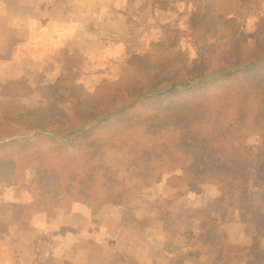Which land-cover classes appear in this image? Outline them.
<instances>
[{
    "label": "rangeland",
    "instance_id": "1",
    "mask_svg": "<svg viewBox=\"0 0 264 264\" xmlns=\"http://www.w3.org/2000/svg\"><path fill=\"white\" fill-rule=\"evenodd\" d=\"M45 2L50 3V7L44 5ZM0 3L16 5L34 13L36 19L40 21L48 10L54 11L55 15L58 16V19L56 18L57 23H55L60 47L67 48L68 46L70 52H73L68 60H63V54H61V58L57 54L62 52V49H56L54 50L56 53H53L49 58L48 55L44 56V53H47V38L50 36L44 40L35 37L30 47L26 50L20 49L17 55H13L20 58L21 64H24L23 72L20 71V68H5L13 71L12 74L16 75V78L22 76L23 79L6 80L0 77V99L7 98L8 101L12 102L13 98L18 103L23 102L28 107L44 104V99H48L50 101L49 108L40 109L38 112H52L58 119L63 110H67L69 107L66 104L67 99L64 94L69 92V84L75 83L77 85L76 93L80 94L78 102H81L83 107L82 110L78 111V123H69L67 124L68 128L60 124L53 131L41 128L9 138L3 135L0 144L23 141L36 135H46L57 144L69 143L79 137L77 134L83 128L97 122H84L83 125H77L81 124L83 120L81 119L85 114L83 110L90 105L95 106V113L99 115V120H102L98 125L107 123L120 113L137 106L138 108L129 113L123 122L107 124L108 126L97 134V138H112L116 142L132 146L142 164L148 161L149 163L153 162L154 167L159 164L160 170L165 173L184 170L181 182L190 185L218 183L222 191L226 189L225 184L228 182L226 167L240 169L248 177V188L253 190L254 178L258 176L260 171L264 170L263 91L253 93L246 108L238 116L240 124L236 123V132L239 142L232 144L236 149L235 153L228 158H220L218 163L212 161L204 165L199 162L198 153L191 150L196 144L195 139L189 132H185L177 126L182 122L179 116L188 115L193 118L194 126L199 129L200 134L214 133V128L210 130V127L214 125L207 117L208 112L210 108L220 106L219 96L228 87L222 84L215 88L188 93L190 89L199 87L204 82H210V80L203 81L194 73L195 66L193 64L200 61L204 49L197 41L191 43L192 38L196 36L195 40H200L205 31H202V27L194 32L193 25H196L201 19L200 24H204L210 33V44L214 42V38H218L217 34L222 32V23H224L222 19L227 22L228 27H236L234 34L238 36V39L232 38L230 42H225V39H222L221 44H227V48L231 46L230 53L227 55L234 61L230 65L236 62L246 66L250 61L248 52L253 46L252 34L255 32L256 24L263 21L264 18V0H162L156 2L145 15L146 21H148L146 24H134L135 30L133 32L126 25L123 29L125 32L119 37L115 36V38L114 35L110 37L106 31L101 36L98 34L100 33L99 29H93L90 34L86 35L84 28H78L79 24L75 21L66 20L68 15L64 14L67 12L70 16L72 8L64 7L63 3H67L62 0H0ZM90 10L95 9L92 7ZM151 12L152 16H150ZM143 26H151L154 29L145 30L142 28ZM77 30H81V35L84 37L81 40L75 36ZM169 30L171 33L167 34V31L170 32ZM212 32L214 33L212 34ZM223 32L226 37V31ZM85 38L87 39L85 40ZM164 41L167 42V48H159L158 44ZM127 42L133 45L134 52L125 57L124 48ZM217 53V50L212 49L205 55L210 58ZM40 58L47 61L43 72L42 69L33 70L32 67L40 65L38 63ZM262 64H264V59H258L253 61V64L248 68L242 67L238 71L250 70ZM73 72L75 73L71 74ZM226 75L227 73H224L218 78ZM59 81L61 84L57 86ZM48 85L54 86V88L43 90ZM155 85L161 86L162 89H155ZM14 86L23 87V89L12 93L10 90ZM108 86L109 88H107ZM184 92H187V95L183 94ZM214 92L215 96H213ZM165 96L169 97L159 100L160 97ZM229 110H232L231 106ZM68 112L72 113V110H68ZM139 118L163 119L167 120V123L164 129L145 135L133 128L131 120ZM230 121H232V116L218 122L223 126V130H228L231 128ZM69 126L77 127L69 130ZM199 132L194 131L195 134ZM83 154L77 153V156L83 158ZM210 156L214 158L213 154ZM199 165L202 167L201 171L206 169L209 175L197 179L204 181L210 179L209 183L200 184L193 179L194 173L200 172ZM204 166L207 167L204 168ZM153 169L150 167L147 171H151L154 175L156 171ZM130 171H118V183L115 188L116 192H113L114 197H117L125 189L124 179L130 174ZM34 177L35 173L29 171L26 173L25 182L21 179L15 184L13 181L7 183V176L0 173V222L12 224L18 222L7 228L12 235H2L8 238L9 243L1 242L4 237L0 238V264H13L16 259H20L22 251L28 255L27 250L30 249L28 247L31 246L35 238L34 234L29 233L22 237V229H25L24 227L39 215L27 216L36 210V204L33 205L34 193L32 188L27 186V184L30 185V181ZM86 187L95 190L94 184L87 185L85 183L76 185L74 190L79 192ZM97 190L99 199H103L104 202L112 200V197L106 195L105 192L108 191H105L103 187ZM68 198L75 200V197L72 196ZM41 201L43 202V200ZM96 203L95 200L94 204ZM19 222L23 224L20 226ZM253 227H256L257 233V226L253 225ZM33 229L34 231L38 229L37 219L33 223ZM49 234L52 235L53 232ZM23 239L26 240L24 249L21 246ZM261 249L264 251V241ZM32 251L34 249L31 248L29 254H32ZM4 254H8L9 258L5 257ZM249 254L244 253L242 256ZM243 264L246 263L243 262Z\"/></svg>",
    "mask_w": 264,
    "mask_h": 264
},
{
    "label": "crops",
    "instance_id": "2",
    "mask_svg": "<svg viewBox=\"0 0 264 264\" xmlns=\"http://www.w3.org/2000/svg\"><path fill=\"white\" fill-rule=\"evenodd\" d=\"M62 1L67 3H63L64 7L72 8L70 16L65 12L66 20L75 21L86 35L99 29L101 36L106 31L115 38L125 32L126 25L133 32L134 24H146L145 15L162 0ZM45 3L50 7V3ZM92 7L95 10H90ZM42 17L40 21L34 13L0 3L1 78L23 79L5 68H20L23 72L24 64L13 55L30 47L35 37L44 40L50 36L44 56L50 58L56 49L67 55L73 53L68 46L60 47L56 36L58 16L54 11L48 10ZM80 31L75 36L81 40L84 37ZM129 43H125V57L134 52ZM38 63L39 66H32L33 70L43 72L47 61L40 58ZM150 167L156 171L154 175L147 171ZM160 169L159 164L154 167L149 161L131 169L119 200L105 203L95 214L69 198L54 211L46 203L38 217L22 229V237L28 233L35 237L28 255L22 251L13 264H237L236 259L228 256V246L249 248L256 227L241 223L228 195L221 206L210 212V203L222 196L218 183L190 185L181 182L184 170L165 173ZM36 219L38 229L34 231ZM1 240L9 243L7 237ZM21 242L24 249L26 240ZM31 248L34 251L29 254ZM7 255L4 254L9 258Z\"/></svg>",
    "mask_w": 264,
    "mask_h": 264
},
{
    "label": "trees",
    "instance_id": "3",
    "mask_svg": "<svg viewBox=\"0 0 264 264\" xmlns=\"http://www.w3.org/2000/svg\"><path fill=\"white\" fill-rule=\"evenodd\" d=\"M262 20L256 24L255 32L252 34L253 46L248 52L250 61L246 66L236 62L230 65L234 61L228 57L231 46L227 48V44H221L222 39H225V42H230L232 38L238 39V36L234 34L236 27H228L227 22L222 19V22H224L222 23V32L217 34L218 38H214L212 44L209 42L210 33L204 24H200L201 19L192 27L194 32L202 27V31H205L200 40H195L196 36L192 38L191 43L197 41L204 49L202 50L200 61L193 64L195 66L194 73L203 81L210 80V82H204L201 86L190 89L188 93L215 88L222 84L228 86L219 96L220 106L218 108H210L208 112L207 117L211 124L214 125L210 127V130L214 128V133L200 134L199 129L194 126L193 118L188 115L179 116L182 122L177 127L189 132L192 138L195 139L196 144L193 147L191 146L193 148L191 150L198 153V160L204 165L212 161L218 163L220 158H228L235 153L236 149H234L235 147L232 144L239 142L238 133L236 132L237 124H240L238 116L246 108L253 93L264 92V64L243 72L238 71L242 67L248 68L255 60L264 59V18ZM223 31H226V37ZM170 33L171 31H167V34ZM158 47L167 48V42L159 43ZM212 49L217 50L218 53L208 58L205 54ZM57 54L60 55L58 56L59 58L63 54V60H68L71 57L61 51ZM232 71L235 72L232 73ZM224 73H227V75L218 78ZM59 84H61V81L57 83V86ZM159 85H155V89H162ZM76 86L75 83L69 84V89L72 91L69 90V92L64 94L67 99L66 104L69 107L67 110H63V113L60 114L61 117L58 119L52 112H38L40 109L49 108L48 104L50 101L48 99H44V104L34 107H28L23 102L18 103L13 98L12 102L8 101L7 98L0 99V140H3L1 137L3 135L9 138L41 128L53 131L60 124H63V127L66 128L69 123H78V111L82 110L83 107L81 102H78L80 94L76 93ZM47 88L51 89L54 86H45L43 90ZM22 89L23 87L14 86L10 92L16 93ZM183 94L187 95V92ZM213 96H215V92ZM166 97L169 96L160 97L159 100L166 99ZM204 97L207 98V96ZM230 106L232 110H229ZM94 107V105H90L83 110L85 113L81 118L83 120L81 124L77 125L80 126L84 122L93 123L99 120L100 117L95 113ZM137 108V106L135 108L132 107L129 111L120 113L107 123L98 125L69 143L57 144L46 135H36L31 139L0 144V173H4L7 176V183L13 181L16 184L21 179L25 182L27 172L35 173V177L31 179L30 185L27 184V186L31 187L34 193L33 205L36 204V210L27 216L34 217L40 214L38 211L42 212L47 202L51 206L50 210L54 211L62 207V202L69 196L75 197L77 203L88 207L94 214L98 209L104 207L105 203H116L122 195L120 193L117 197H114L113 194V192H116L115 188L118 183V171H130L142 164V161L139 157L137 158V152L132 146L116 142L112 138L102 137L98 139L97 134L104 130L109 123L123 122L126 116H129L128 114ZM68 110H72V113H69ZM229 116H232V121H230L231 128L223 130V126L218 121L221 122ZM131 122L135 130L146 135L164 129L167 120L139 118L133 119ZM76 127L69 126V130ZM194 131L199 133L195 134ZM77 153H84L82 155L83 158L77 156ZM211 154H213L214 158H211ZM198 169L200 172L193 179L200 184L209 183L210 179L206 181L197 179L198 177L205 178L209 175L206 169L201 171L202 167L200 165ZM226 171V176L228 177V182L225 184L226 189L222 190V196L219 199L210 203L209 210L211 212L218 208L222 205L224 196H230L233 207L238 211L241 223L257 226V233L249 248L244 249L229 245L227 254L236 259L237 264H243V262L246 264H264V251L261 249L264 241V170L260 171L258 176L254 178L253 190L248 188V177L240 169L226 167ZM83 183L87 185L94 184L95 190H90L86 187L83 191L75 192L76 185ZM101 187L108 191L105 193H107L108 197H112V200L104 202L103 199L97 197L99 194L97 189ZM95 200L97 201L96 204H94ZM14 224L0 222V238L4 237L2 235L5 234L12 235L7 228ZM19 224L21 226L23 223L19 222ZM244 253L250 254L242 256Z\"/></svg>",
    "mask_w": 264,
    "mask_h": 264
},
{
    "label": "water",
    "instance_id": "4",
    "mask_svg": "<svg viewBox=\"0 0 264 264\" xmlns=\"http://www.w3.org/2000/svg\"><path fill=\"white\" fill-rule=\"evenodd\" d=\"M100 122H102V120H98L97 122H95L94 124L88 125L85 128H83L78 134L77 136H80L81 134L87 132L88 130H90L92 127L98 125Z\"/></svg>",
    "mask_w": 264,
    "mask_h": 264
}]
</instances>
